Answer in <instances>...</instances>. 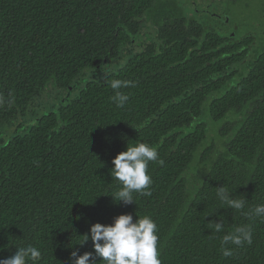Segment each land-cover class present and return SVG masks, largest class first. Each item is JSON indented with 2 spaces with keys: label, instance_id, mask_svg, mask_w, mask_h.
<instances>
[{
  "label": "trees",
  "instance_id": "trees-1",
  "mask_svg": "<svg viewBox=\"0 0 264 264\" xmlns=\"http://www.w3.org/2000/svg\"><path fill=\"white\" fill-rule=\"evenodd\" d=\"M210 12L190 17L177 0H0V94L13 100L0 106V259L32 245L36 264H70L72 251H93L79 245L92 224L131 214L156 223L161 264H264V221L244 214L264 204V43L221 32L228 18ZM85 71L75 98L33 118L45 91L82 83ZM112 79L136 82L120 89L122 108ZM137 142L164 163H149L151 196L124 205L110 169ZM221 186L245 208L221 204ZM245 224L252 244L224 257L222 236Z\"/></svg>",
  "mask_w": 264,
  "mask_h": 264
},
{
  "label": "clouds",
  "instance_id": "clouds-1",
  "mask_svg": "<svg viewBox=\"0 0 264 264\" xmlns=\"http://www.w3.org/2000/svg\"><path fill=\"white\" fill-rule=\"evenodd\" d=\"M136 82L132 80L112 79L109 87L114 91L110 99L117 107H124L129 101V94L120 89L134 88ZM11 98H5L0 94V106L11 104ZM150 162L163 164V159L158 157L157 150L143 142H137L133 146H128L126 151L118 153L112 160L113 167L110 175L119 184V190L114 193L113 201L121 202L124 205L135 203L134 193L148 197L151 196L149 186L152 184L151 176L148 174ZM216 197L221 204L230 209L240 211L245 208L246 199L233 198L229 190L218 187ZM250 219L260 218L264 221V204H257L254 208L244 213ZM215 232L224 231V220L211 222ZM157 225L151 217L145 215L142 218L133 220L131 214H121L113 218L110 225L95 223L90 226L89 233L82 235L79 245L92 243L93 251L78 254L72 251L70 254V264H161L157 250ZM253 226L245 224L235 227V229L221 238V252L224 257L233 255V249L228 247L234 245L243 247L245 244L251 245L253 242ZM41 259V251L27 245L17 247L13 255L0 259V264H28L32 261L36 264Z\"/></svg>",
  "mask_w": 264,
  "mask_h": 264
},
{
  "label": "rangeland",
  "instance_id": "rangeland-1",
  "mask_svg": "<svg viewBox=\"0 0 264 264\" xmlns=\"http://www.w3.org/2000/svg\"><path fill=\"white\" fill-rule=\"evenodd\" d=\"M157 1H168V0H157ZM181 8L186 10L187 15L190 17H196L198 19H205L208 17L206 14L207 5L213 6L216 15L225 14L228 20L227 23L219 27L216 25L221 32H235L238 35V31L244 36L247 34L255 35L256 40L259 42L258 47L261 43H264V0H221V1H209V0H177ZM215 23V22H214ZM143 34L146 37L152 38L153 29L148 25ZM233 34V33H232ZM124 60L120 63L113 61L110 65H105L101 70L104 72L115 71L119 66L123 65ZM80 77L84 78L82 83H75V85L69 87L66 90L56 89L54 91H45L38 103L34 105L33 109L35 120L39 114L46 113L50 110H55L58 105L69 103L78 93L84 88L87 80L91 79V71H85ZM76 88V89H75ZM204 116V115H203ZM205 121V116L202 118ZM207 123L210 121L206 120ZM222 122L215 123L216 133ZM213 131L208 132L207 142H215L219 144L217 134ZM221 145V144H220ZM219 145V146H220ZM192 169L188 171V177L190 182L195 181L199 176L198 165L193 164ZM191 188V187H190Z\"/></svg>",
  "mask_w": 264,
  "mask_h": 264
},
{
  "label": "flooded vegetation",
  "instance_id": "flooded-vegetation-1",
  "mask_svg": "<svg viewBox=\"0 0 264 264\" xmlns=\"http://www.w3.org/2000/svg\"><path fill=\"white\" fill-rule=\"evenodd\" d=\"M210 9H214V7L213 6H210V5H207V10L205 11V12H210L209 10ZM210 14H212L213 16H217L216 14H215V12L214 11H212V12H210ZM252 36V35H251ZM244 38V35H242L241 33H240V31H238V39H243ZM256 42V48L255 49H257V48H259L258 46H257V44L259 43L257 40L255 41ZM251 55H253V54H251Z\"/></svg>",
  "mask_w": 264,
  "mask_h": 264
}]
</instances>
